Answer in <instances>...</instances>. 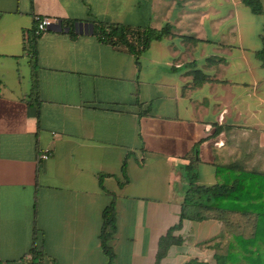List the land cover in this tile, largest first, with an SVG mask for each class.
<instances>
[{
    "label": "crops",
    "instance_id": "1",
    "mask_svg": "<svg viewBox=\"0 0 264 264\" xmlns=\"http://www.w3.org/2000/svg\"><path fill=\"white\" fill-rule=\"evenodd\" d=\"M37 16L70 29L36 38ZM100 23L127 26L133 44L145 28L172 33L136 61ZM263 35L244 0H0V264H106L108 192L112 264H155L180 220L182 169L193 162L202 185L264 173ZM250 232L185 219L161 264H217L248 251L226 243Z\"/></svg>",
    "mask_w": 264,
    "mask_h": 264
},
{
    "label": "trees",
    "instance_id": "2",
    "mask_svg": "<svg viewBox=\"0 0 264 264\" xmlns=\"http://www.w3.org/2000/svg\"><path fill=\"white\" fill-rule=\"evenodd\" d=\"M244 2L253 13H264L261 0H244ZM97 32L100 37H104L111 43L126 44L136 55V61H139L140 55L149 43L171 34L172 27L170 24H166L161 30L145 28L142 36H139L140 44L128 41L127 35L130 33V29L123 24L100 23L97 25ZM34 36L37 38L40 35L34 33ZM262 41L263 47L258 51V56L264 66V35ZM193 165L191 162L186 166L189 183L182 202L180 220L160 238L155 264H161L169 249L183 241V238L176 235L175 232L181 229L185 219L202 221L210 218L222 220L226 227L243 223L251 229L250 235L244 233L234 235L226 243L230 246L232 242L242 243L245 241L251 246L250 249L245 252H236L229 248L225 252L217 254V264H264V173L255 170H241L228 183L202 185L198 183L199 176L194 171ZM123 175L125 180L120 181V184L128 181L126 161L123 164ZM108 194L111 195V202L102 213L103 224L100 241L104 252L108 255L106 264H112L116 255L110 241L117 232L118 212L116 208L117 195L112 192H108ZM235 214L239 216L237 220L233 218ZM224 238L226 237L224 236L220 240ZM35 254L37 255L39 252L34 249V256ZM197 264L210 263L197 260Z\"/></svg>",
    "mask_w": 264,
    "mask_h": 264
},
{
    "label": "built area",
    "instance_id": "3",
    "mask_svg": "<svg viewBox=\"0 0 264 264\" xmlns=\"http://www.w3.org/2000/svg\"><path fill=\"white\" fill-rule=\"evenodd\" d=\"M54 22L56 23L57 20H55ZM52 25H53L52 18L48 16H37L34 33L36 35H41L47 30H49ZM140 47H142V45H140ZM49 157H50V151L48 150L41 151L38 154V159H48Z\"/></svg>",
    "mask_w": 264,
    "mask_h": 264
},
{
    "label": "water",
    "instance_id": "4",
    "mask_svg": "<svg viewBox=\"0 0 264 264\" xmlns=\"http://www.w3.org/2000/svg\"><path fill=\"white\" fill-rule=\"evenodd\" d=\"M53 25L50 27L52 30H57V31H69V27L64 26L62 20H58V22H54L55 18H52ZM79 25H85L83 22H80Z\"/></svg>",
    "mask_w": 264,
    "mask_h": 264
},
{
    "label": "rangeland",
    "instance_id": "5",
    "mask_svg": "<svg viewBox=\"0 0 264 264\" xmlns=\"http://www.w3.org/2000/svg\"><path fill=\"white\" fill-rule=\"evenodd\" d=\"M182 174H183V176L181 177V179L182 180H184L185 182H186V185H185V192H186V190H187V188H188V171H187V169L185 168V169H182ZM180 190L182 191V183H178L177 185H176V194L177 193H179L180 192ZM185 192H183V193H185ZM184 195V194H183Z\"/></svg>",
    "mask_w": 264,
    "mask_h": 264
}]
</instances>
